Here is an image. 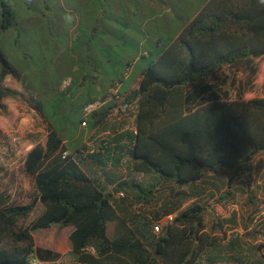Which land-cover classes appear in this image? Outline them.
<instances>
[{
  "label": "trees",
  "instance_id": "16d2710c",
  "mask_svg": "<svg viewBox=\"0 0 264 264\" xmlns=\"http://www.w3.org/2000/svg\"><path fill=\"white\" fill-rule=\"evenodd\" d=\"M0 9V37L9 30L19 33L20 21L10 0H0ZM175 35L156 52L148 51L151 64L140 71L136 89L127 95L135 80L125 86L121 80L110 84L125 98L122 111L136 106L135 129L82 150V136L75 139L78 129L70 121L59 123V111L81 90L80 124L97 130L117 105L116 96L110 101L109 94L97 92L83 97L86 82L93 80L83 71L82 81L59 89L62 101L57 111L46 113L45 103L27 88L17 91L6 85L8 77L23 82V75L0 47V112L7 110L5 99H15L47 122L46 140L34 143L24 159L36 196L21 205L0 192V264H32L34 256L54 263L61 255L37 247L33 236L54 224L73 228L70 255L76 264H264L262 254L249 259L225 252L234 244L227 235L231 220H222L204 203L179 210L170 208L168 201L164 213L156 212L155 220L144 223L132 222L120 211L128 201L155 207L166 189L177 197L198 183H209L219 169L231 171L232 180L246 178L251 187L255 159L264 153V84L258 86L264 60V3L206 0ZM75 43L80 45L76 51L84 46L80 39ZM224 69L234 78L242 75L235 99L221 79ZM232 80L235 85L237 80ZM98 100L105 104L85 117L84 109ZM88 150L84 159L81 154ZM86 163L95 168L94 175ZM125 164L141 178L109 176L106 168ZM163 216L172 220L159 225ZM110 223L115 226L112 236ZM259 234L264 236L263 231L251 232Z\"/></svg>",
  "mask_w": 264,
  "mask_h": 264
},
{
  "label": "rangeland",
  "instance_id": "374dc122",
  "mask_svg": "<svg viewBox=\"0 0 264 264\" xmlns=\"http://www.w3.org/2000/svg\"><path fill=\"white\" fill-rule=\"evenodd\" d=\"M10 2L18 15L20 31L17 33L15 30H9L3 33L0 37V47L22 73L23 82L8 77L6 85L17 91L27 88L30 94L45 103V112L49 113L57 111L62 101L59 89H67L72 83L82 81L81 73L87 71L93 80L88 79L82 96H91L96 92L109 94L110 101L109 98L115 100L113 98L115 95L117 105L111 110L104 126L93 131H90L88 125L80 124V101H77V98L81 95V90L76 98L69 100L61 108L57 121L61 124L66 121L74 123V129H78L75 139L82 136L80 150L85 147L94 149L99 140L111 141L109 136L134 130L136 106L122 111L125 98L119 97L117 89L111 90L110 84L112 81L121 80L125 86L135 80L127 89V95L138 87L140 71L151 64L152 57L148 55V51L156 52L158 45H164L177 34L179 14L176 9L171 7L167 14L168 18L175 22V29L165 32L163 28H157L152 23L147 26L145 22L155 11L166 10L165 3L150 0L118 1L112 8L106 7L107 12L101 16L104 26L101 25L95 30V22L90 20L92 12L87 9L89 7L87 1L78 6L76 1L70 0V7L73 8L69 16L70 21L77 13L83 19L80 29L70 33L57 31L56 28L54 31V27L48 29L49 24H54L57 18L60 1L10 0ZM195 2L199 6L202 4V0ZM76 37L84 43L83 49L77 52L76 49L79 47L76 46L77 43L71 47V40L74 39L75 42ZM160 39L163 42H158ZM89 49L91 52H88ZM262 61L258 86L264 84V60ZM220 76L227 83V88H230L231 97L237 98L242 75L237 74L234 78L229 70L224 69ZM232 78L237 80L235 85L232 84ZM120 86L118 85L119 91ZM252 96L249 94L248 98ZM4 103L7 110L5 113L0 112V192L9 195L13 203L24 205L30 203L37 194L34 179L25 169V155L34 143L46 140L47 122L36 110L22 101L9 98L5 99ZM68 141L67 139L66 142ZM89 152L88 150L81 156L86 159ZM89 164L86 163V167L91 175H94L95 168ZM96 170L98 175L102 173ZM106 170L113 172L115 176L111 177L118 180L141 178V175L130 173L126 164L121 168L110 167ZM253 174L249 187L246 178L232 180L231 171L219 169L209 183H198L177 197H174L170 189H166L155 207L148 208L128 201L121 204L120 211L132 222L144 223V220H155L156 212L164 213L162 208L168 201L171 204L170 208L179 207V210L194 202L204 203L222 220H231L227 235L234 244L227 245L225 252L230 256L242 255L255 259L260 257V254L264 255V236L251 235L254 229L264 232V153L256 157ZM112 186H109L111 192ZM228 191L230 193H227ZM250 195L256 197L255 203L248 200ZM120 197L121 195L117 196L118 199ZM161 220L163 221L159 225L164 224L169 217L163 216ZM114 227L113 223L109 224V236H112ZM72 230V227L61 228L56 224L48 229L36 230L33 232L35 244L39 248L59 253L61 256L54 262L56 264H76L70 255Z\"/></svg>",
  "mask_w": 264,
  "mask_h": 264
},
{
  "label": "crops",
  "instance_id": "0c3cea01",
  "mask_svg": "<svg viewBox=\"0 0 264 264\" xmlns=\"http://www.w3.org/2000/svg\"><path fill=\"white\" fill-rule=\"evenodd\" d=\"M60 1V11H58L57 14V18L55 19L54 24H49V27H54V31H60L61 32H67L69 31L70 33L75 32L77 30L80 29V26H82V21L83 19H81V15H78V13L76 14V16L74 18L71 19L70 21V14L72 13V7H70V0H57ZM77 2V5L80 6L83 2L88 3V11L92 12L91 16L92 18L90 20H92L93 22H95V29L98 30V28L102 25L103 23L101 22V16L102 13H106L107 12V8L106 7H110L112 8V6H114V4L118 1H122V0H74ZM197 0H167L165 5H166V10H163L161 12H154L153 15H151L149 18H146L145 22L146 25L148 26L149 24L152 23V25H154L157 28H163V30L165 32H168L172 29H175V22L173 20H171L170 18H168L167 14L168 11L171 10L172 8H175L177 11L178 15V27H177V33L179 32L180 28H181V24L182 21L184 19H188L189 14L193 12V10L196 8H199L201 6L204 5L206 0H202V4L196 5ZM155 2V1H153ZM107 3V5H105ZM82 10H85L82 8ZM78 11V10H77ZM58 13H61L60 15ZM144 13V12H143ZM0 14H1V9H0ZM145 14V13H144ZM145 16L147 17V15L145 14ZM65 19H64V18ZM69 18V19H67ZM56 28V30H55ZM105 29H103L104 31ZM76 39H79V37H76ZM162 41L161 39L158 40V42ZM163 42V41H162ZM58 45V44H57ZM74 45V39L71 40V47H73ZM75 46V45H74ZM80 46V45H77ZM81 49H83V47H81ZM80 50V49H79ZM78 50V51H79ZM77 52V51H76ZM76 53H74L75 55ZM222 79V78H221ZM139 80V78H138ZM223 80V79H222ZM91 165V164H89ZM86 169H88L85 166ZM114 168V167H113ZM115 176V174H113V172H109V176L111 177Z\"/></svg>",
  "mask_w": 264,
  "mask_h": 264
},
{
  "label": "built area",
  "instance_id": "2783aa9c",
  "mask_svg": "<svg viewBox=\"0 0 264 264\" xmlns=\"http://www.w3.org/2000/svg\"><path fill=\"white\" fill-rule=\"evenodd\" d=\"M118 90H116L117 92ZM109 100H111V98H109ZM108 101V100H107ZM103 104H105V102H102L100 100L92 103V104H89L85 109H84V115L85 117L89 116L91 113H93L95 110L99 109ZM85 125V123H83ZM67 153H64V156H66ZM169 220H172V216H169ZM155 230L157 232L160 231V226L157 225L155 226ZM31 263L32 264H56V263H44L42 261H40L38 258H36L35 256L34 257H31L30 259Z\"/></svg>",
  "mask_w": 264,
  "mask_h": 264
},
{
  "label": "clouds",
  "instance_id": "9594fccd",
  "mask_svg": "<svg viewBox=\"0 0 264 264\" xmlns=\"http://www.w3.org/2000/svg\"><path fill=\"white\" fill-rule=\"evenodd\" d=\"M261 3H264V0H261Z\"/></svg>",
  "mask_w": 264,
  "mask_h": 264
}]
</instances>
